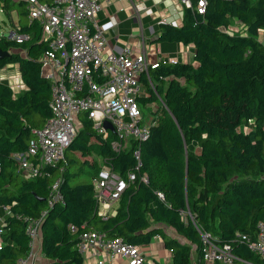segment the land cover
Masks as SVG:
<instances>
[{"label":"trees","instance_id":"1","mask_svg":"<svg viewBox=\"0 0 264 264\" xmlns=\"http://www.w3.org/2000/svg\"><path fill=\"white\" fill-rule=\"evenodd\" d=\"M198 1L184 7L180 26H158L155 41L192 45L196 65L161 61L148 72L153 88L141 76L146 95L137 102L156 105L155 123L139 145L136 180L122 192L115 215L103 217L91 179L102 164L125 177L136 161L133 147L113 151L115 136L103 139L87 112L79 113L81 128L63 160L44 167L40 177L24 178L16 170L12 155L25 152L31 131L52 116L51 83L39 61L50 48L29 21L24 1L0 0L6 14L16 12L12 31L28 36L22 42L0 36V53H6L0 68L16 65L24 87L15 94L0 80V208L7 210L0 223V264L28 255V220L47 209L56 180L63 200L48 209L40 226L45 264H82L76 245L88 230L139 246L159 236L171 251L167 264H202L197 228L210 232L217 245H229L233 264H264L235 241V233L254 236L264 222V42L257 39L264 31V0H205L202 12ZM233 21L242 32L227 31ZM84 173L88 180L75 183Z\"/></svg>","mask_w":264,"mask_h":264},{"label":"built area","instance_id":"2","mask_svg":"<svg viewBox=\"0 0 264 264\" xmlns=\"http://www.w3.org/2000/svg\"><path fill=\"white\" fill-rule=\"evenodd\" d=\"M22 1L26 4L29 21L37 23L42 40L49 44L50 49L39 61L42 75L51 83L49 106L52 116L41 128L31 131L25 152L12 155L16 170L24 178L40 177L44 175V167L54 166L63 160L66 149L78 132L75 122L81 124L78 115L87 112L88 119L103 139L110 133L115 136L110 142L113 151L133 147L136 165L125 177L115 173L109 164H102L91 179L97 210H110L128 185L136 180L141 166L139 145L149 137L155 123L153 115L145 122L142 118L137 98L145 96L146 91L140 78L147 75L153 88L149 70L157 68L161 61H175H149L144 53L132 55L128 47L119 55L114 54L106 34L115 26V21L110 18L99 24L97 18L102 3L114 0ZM129 1L134 8L132 0ZM178 1L185 8L192 6L190 0ZM204 5L205 0L198 1L197 11L202 12ZM227 31L232 32L230 28ZM8 38L22 42L28 36L13 30L8 33ZM104 122H108L113 130H107ZM140 181L146 183V175L140 176ZM58 187L59 180H56L50 186L47 209L39 217L28 220L25 232L30 250L26 257L17 260V264H34V257L40 252L42 219L49 208L63 200ZM3 210L7 212L5 208ZM110 213L115 215L116 211L111 210ZM1 232L0 228V235ZM197 232L202 245V264L234 263L236 257L229 245H217L210 232L198 228ZM235 241L264 260V222L257 224L254 236L235 233ZM76 247L81 254L86 249L96 248L114 259H124L127 264H149L139 245L125 243L121 238H107L93 230L83 232Z\"/></svg>","mask_w":264,"mask_h":264},{"label":"crops","instance_id":"3","mask_svg":"<svg viewBox=\"0 0 264 264\" xmlns=\"http://www.w3.org/2000/svg\"><path fill=\"white\" fill-rule=\"evenodd\" d=\"M135 7L129 0H114L111 3H102V10L97 13L99 24L106 23L110 18L115 21V26L110 29L106 38L109 41L112 52L116 55L128 47L132 55L144 53L149 61H158L159 59H171L172 61L187 62L196 65L193 58L192 45L182 43H159L155 41L156 31L159 24L171 23L180 26L184 7L178 0H132ZM228 28L232 32H240L243 29L233 21ZM263 33L264 31H260ZM264 42V40L262 41ZM8 69H17L16 65L4 67ZM3 69V70H4ZM0 76L11 75L6 71H0ZM20 78V77H19ZM22 84V83H21ZM15 94L22 92L23 85L15 83ZM115 205H117L115 207ZM118 202L113 203L110 210L100 208L98 214L107 217L113 214L110 211H116ZM6 212L0 208V222ZM174 238L181 240L173 231L167 230ZM141 251L147 259V263L153 264L159 262L167 264L170 260V253L164 247L163 241L156 236L149 244L140 246ZM82 264H127L124 259H114L101 249H86L82 253ZM47 260L43 257L41 251L34 257V264H45Z\"/></svg>","mask_w":264,"mask_h":264},{"label":"rangeland","instance_id":"4","mask_svg":"<svg viewBox=\"0 0 264 264\" xmlns=\"http://www.w3.org/2000/svg\"><path fill=\"white\" fill-rule=\"evenodd\" d=\"M17 25V15L16 12L10 11L8 12V14H6L4 11L1 10L0 8V36H7L8 33L10 31H12V29ZM242 32V31H240ZM257 39L259 41H263V33L259 32L257 34ZM0 68V71H6V73H11V75H4V76H0V80H3L5 83H7L9 86H13V88L15 89V83H18L19 85L22 86L20 78H19V73L17 69H8V68ZM1 73V72H0ZM24 88V87H23ZM156 107L155 104L149 106V107H140L141 108V113H142V118L144 120V122L148 119L149 116H152V112L154 110V108ZM76 127L78 129L81 128V124L79 125L78 123H76ZM88 180V175L86 173L81 174L77 180L75 181V183L78 182H85ZM117 205H115L116 207ZM191 258L192 261H196V255L194 253V249L192 248V252H191Z\"/></svg>","mask_w":264,"mask_h":264},{"label":"water","instance_id":"5","mask_svg":"<svg viewBox=\"0 0 264 264\" xmlns=\"http://www.w3.org/2000/svg\"><path fill=\"white\" fill-rule=\"evenodd\" d=\"M6 53L5 52H2V53H0V56H3V55H5ZM103 126L107 129V130H109V131H112L113 129H112V126L108 123V122H104L103 123Z\"/></svg>","mask_w":264,"mask_h":264}]
</instances>
